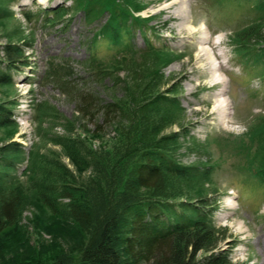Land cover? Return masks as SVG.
<instances>
[{
    "label": "trees",
    "instance_id": "obj_1",
    "mask_svg": "<svg viewBox=\"0 0 264 264\" xmlns=\"http://www.w3.org/2000/svg\"><path fill=\"white\" fill-rule=\"evenodd\" d=\"M218 1L221 6L225 0ZM143 6L138 0H72L70 6L63 3L45 10L49 14L45 20L50 22L68 16L71 9L73 13L82 11L87 22L106 12L107 19L85 43L89 55L81 65L99 79L110 77L113 65L127 63L128 69L137 68L141 77L135 78L140 81L133 83L132 90L109 101L85 90L79 92V115L92 118L100 114L113 124L116 137L110 148L94 149L74 132L72 124L67 129L69 135L52 136L78 174L55 155L39 160L30 150L25 158L23 146L11 139L17 127L13 103L0 101V235L20 222L29 201L23 193L26 186L54 219L77 226L84 237L81 245L60 249L49 260L22 255L8 264H235L228 257L229 249H218L229 234L212 219L216 197L209 193L216 190L208 192L205 184L211 181L213 165L209 161L184 164L177 158L182 138L189 134L183 123L184 109L173 94L176 89L159 92V73L146 67L163 64L173 50L153 44L145 35L150 28L148 18L135 14ZM255 10L254 19L258 18L239 25L246 26L232 32L230 44L240 60L253 58L264 69L260 24L264 0H255ZM133 28L142 33V48L131 43ZM23 42L2 47L0 86L13 85L12 72L30 65L23 57V47H30L31 42ZM102 42L113 52L100 58L96 50ZM149 57L155 60L147 62ZM59 64L61 67L49 72L67 80L64 89L68 92L71 66L68 60ZM76 88L72 85L71 90ZM174 124L179 125V132H166ZM96 127L95 131H100L101 126ZM25 160L19 172L18 166ZM244 169L248 178L264 187V160L257 167ZM80 171L87 174L80 175Z\"/></svg>",
    "mask_w": 264,
    "mask_h": 264
},
{
    "label": "rangeland",
    "instance_id": "obj_2",
    "mask_svg": "<svg viewBox=\"0 0 264 264\" xmlns=\"http://www.w3.org/2000/svg\"><path fill=\"white\" fill-rule=\"evenodd\" d=\"M64 1L72 4V0H0V58L6 43L31 42L30 47H23V57L30 65L12 72L13 85L0 86V101L13 103L12 117L17 127L11 139L24 146L25 158L30 150L37 159L55 155L77 173L63 148L52 142V136L69 135L67 129L72 124L74 132L94 149L110 148L116 137L113 124L104 121L100 114L92 118L79 115V92L85 90L109 101L122 97L127 89L132 90L133 83L140 81L135 78L141 75L137 68L129 70L127 63H121L113 65L110 77L97 79L90 68L81 65L89 55L85 43L107 13L84 22L82 11L73 13L71 9L62 19L45 20L49 17L45 10ZM138 1L145 6L135 14L147 17L150 27L144 28L145 35L153 44L167 45L173 50L163 64L146 67L159 73V92L176 89L173 94L184 109L183 123L189 134L182 138L177 158L184 164L209 161L214 168L210 183L205 184L208 192L216 190L209 193L216 197L212 219L229 234L218 249H229L228 257L235 264H264V187L244 173L245 167L252 169L264 160V69L253 58L248 62L240 60L230 44L232 32L254 19L255 0H225L221 6L218 0H181L165 11L161 7L167 0ZM165 13L174 16L166 19ZM260 24L264 35V21ZM200 37L207 39L202 41ZM218 39L220 42L214 44ZM131 43L143 47V36L137 28L132 29ZM201 46L208 54L200 55ZM112 52L107 42L97 45L96 55L100 58ZM209 55L212 63L221 65L216 74L225 80L224 84L213 83L215 71L208 68ZM65 60L72 73L68 92L64 89L67 80L49 72ZM153 60L149 57L147 62ZM72 85L77 87L75 91L71 90ZM222 85V97L230 105L227 122L222 121L220 111L212 110ZM97 125L101 126L100 131H95ZM178 130L179 125L174 124L166 132ZM25 163L26 160L18 166L19 172ZM23 193L29 201L20 222L0 235V264L17 262L22 255L49 260L60 249H73L83 243L77 226L54 219L28 187L23 186ZM228 198L236 205L229 204Z\"/></svg>",
    "mask_w": 264,
    "mask_h": 264
},
{
    "label": "bare ground",
    "instance_id": "obj_3",
    "mask_svg": "<svg viewBox=\"0 0 264 264\" xmlns=\"http://www.w3.org/2000/svg\"><path fill=\"white\" fill-rule=\"evenodd\" d=\"M39 1H44V0H39ZM176 1H180L181 2V0H167L163 4V6L161 7L162 10H164V11L165 10H168L170 7H172L173 4L176 3ZM66 5H68V4H66ZM70 5H68V6H70ZM173 14H176V13H173ZM83 16H84V13H83ZM106 16L108 17V14ZM165 16H166V19H171V18H173L172 16H174V15H172L171 13H165ZM107 17L105 18V20L107 19ZM84 22H86V21H84ZM138 31H140V30L138 29ZM206 39H207L206 37H202V38L200 37V40H202V41H206ZM219 42H220V39L215 40L213 43L214 44H218ZM205 54H208L207 51H206V49H205V46L204 47L201 46V48H200V55H205ZM209 58H210V61H209V67L208 68H210V70H212V71H215V74H214L215 81L213 83H221V84H224V81L225 80L219 78L218 74H216V70L220 69L221 68V65L218 66L217 64L212 63L213 60H212V58H211L210 55H209ZM224 86L225 85H222L219 88V90L216 92V95L218 96V99H217L216 105L213 106V109L212 110L215 109L217 111H220V114L222 115V121L227 122L228 121L227 114L229 113V111H227V110L230 108V105H229V102L224 97H222L223 93L225 92ZM229 193H230V191H229ZM229 199L230 198H228V200H227L229 204L236 205L233 200L231 201Z\"/></svg>",
    "mask_w": 264,
    "mask_h": 264
}]
</instances>
